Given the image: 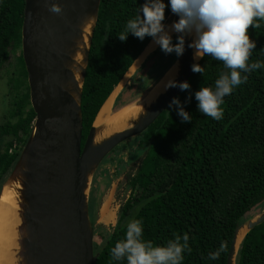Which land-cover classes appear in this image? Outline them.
Wrapping results in <instances>:
<instances>
[{"label": "trees", "instance_id": "obj_1", "mask_svg": "<svg viewBox=\"0 0 264 264\" xmlns=\"http://www.w3.org/2000/svg\"><path fill=\"white\" fill-rule=\"evenodd\" d=\"M144 3L101 0L82 97L83 144L102 105L152 39L140 40L129 33L121 41L117 36L129 19L142 15ZM164 3L165 24L172 11L170 0ZM24 7L25 0H0V70L8 69L17 52L14 69L8 71V115L0 122V189L36 118L21 49ZM255 23L260 27L248 30L256 42L249 64L264 63V20ZM172 40L178 42V36ZM176 56L164 53L162 74ZM199 64L204 73H194L188 81L190 89L177 96L191 122H182L177 109L168 108L145 132L114 150L127 144L136 146L137 159L125 178L130 193L120 207L116 225L102 244L95 242L96 264H127L126 258L114 260L111 249L125 239L132 220L141 221L142 239L154 246H164L176 235L187 233L191 252L185 250L182 264H227L236 228L252 211L264 210V68L242 73L248 76L247 82L224 97L223 117L215 120L199 112L195 92L201 86L214 88L220 72L227 69L211 56H204ZM97 185L93 178L91 219H95ZM217 250L219 258L210 260L209 253ZM236 264H264V222L246 235Z\"/></svg>", "mask_w": 264, "mask_h": 264}, {"label": "water", "instance_id": "obj_2", "mask_svg": "<svg viewBox=\"0 0 264 264\" xmlns=\"http://www.w3.org/2000/svg\"><path fill=\"white\" fill-rule=\"evenodd\" d=\"M60 3V15L49 11ZM101 0H25L21 49L28 74L31 107L36 114L32 131L9 178L0 189L19 184L20 249L18 264H96L94 226L89 197L96 170L117 147L145 132L182 91L165 89L145 105L137 119L120 131L97 140L95 121L114 92L115 103L130 79L160 49L153 38L102 105L83 144V89ZM171 13L165 26L178 21ZM172 39L181 34L173 32ZM172 65L173 81H189L192 65L200 63L188 47ZM177 42V41H176ZM151 66L147 64V69ZM155 84V85H156ZM146 93L136 103L143 102ZM235 231L227 264H236L246 235L264 222V210H254ZM240 240V241H239Z\"/></svg>", "mask_w": 264, "mask_h": 264}, {"label": "clouds", "instance_id": "obj_3", "mask_svg": "<svg viewBox=\"0 0 264 264\" xmlns=\"http://www.w3.org/2000/svg\"><path fill=\"white\" fill-rule=\"evenodd\" d=\"M171 11L179 16V20L166 28V4L164 0H145L140 13L129 19L122 32L117 34L121 41L128 39L129 33L143 40L152 37L154 44L160 46L165 54L176 53L182 56L185 52V37L194 35L188 47L195 49V56H211L222 62L227 71H222L215 81V87H204L195 92L200 113L215 120L223 117L221 105L224 97L230 95L234 88L247 82L253 70L264 68V63L255 61L249 64L252 50L256 42L248 35L250 27L259 28L256 20H264V0H170ZM49 11L60 15L63 12L60 3H51ZM176 32L178 42L172 43L170 32ZM194 73H204V68L195 63ZM179 87L181 91L189 90V82L169 81L166 89ZM191 95L188 97L190 102ZM169 108L177 109L182 122H191V116L185 110L178 97L170 101ZM141 221L128 223L125 239L118 241L111 249L114 260L126 258L127 264H182L185 250L191 252L187 233L181 237L176 235L164 246H154L151 241H144ZM220 250L210 252V260L218 259Z\"/></svg>", "mask_w": 264, "mask_h": 264}, {"label": "bare ground", "instance_id": "obj_4", "mask_svg": "<svg viewBox=\"0 0 264 264\" xmlns=\"http://www.w3.org/2000/svg\"><path fill=\"white\" fill-rule=\"evenodd\" d=\"M169 26H166V28ZM173 32H170V34ZM191 36L194 37V35ZM200 58L199 56L196 57L197 60ZM176 74L177 68H171L159 83L150 89V93L143 102H132L117 110L113 109L116 93L114 92L101 109L95 121V126L98 129L97 140L103 139L113 131H120L129 127L137 119L142 108L154 101L158 94L166 89L167 83L173 81ZM19 187V184L7 186L0 201V264H18L19 262V224L21 220L19 215L21 200L18 192Z\"/></svg>", "mask_w": 264, "mask_h": 264}, {"label": "rangeland", "instance_id": "obj_5", "mask_svg": "<svg viewBox=\"0 0 264 264\" xmlns=\"http://www.w3.org/2000/svg\"><path fill=\"white\" fill-rule=\"evenodd\" d=\"M16 57H17V52L14 53L12 57V64L8 63V65L6 66L8 67V69L6 68V69L0 70V122H5L7 119V115H8V109H9V103H10L9 78L11 77V75L8 74V71L9 70L12 71L14 69V66L16 63ZM171 62L172 63L174 62L173 59ZM135 151H136V146L134 148H131V146H129L128 144L123 145V147H121L120 149H117L116 152L112 153L108 157V159L105 162H103L100 168L97 169V171H95L96 173L98 172L100 176L103 175V178H106L109 180V182H111L110 187L106 189L104 192L102 203L104 201L108 203L109 212H111L114 217L112 218L113 223H107L109 221L103 218L101 209H99L98 222L103 225V226L101 225L103 235H106L110 231L111 227L113 226L115 222V218H116L115 216H116V212L119 207V204L121 203V201L126 199L129 194V192L125 188L123 179L127 171L135 165V161H136L135 159H137ZM133 155H135L136 157H134V159L131 160Z\"/></svg>", "mask_w": 264, "mask_h": 264}, {"label": "flooded vegetation", "instance_id": "obj_6", "mask_svg": "<svg viewBox=\"0 0 264 264\" xmlns=\"http://www.w3.org/2000/svg\"><path fill=\"white\" fill-rule=\"evenodd\" d=\"M173 44H176L177 42H175L174 40H172ZM159 53V55H157ZM158 53H156L154 56H152L145 65H143V67L133 76V78L131 79L130 83L126 86L125 90L123 91L122 95L120 96L119 100L116 101L117 103H115V107L114 109H119L120 107L130 104L132 102L137 101L141 96L145 95L146 93L149 92V90L157 83V81L161 78L162 74V67L164 65V60L163 55L164 52L162 50H160ZM175 53V52H173ZM172 54V53H171ZM150 63L151 66L147 69V64ZM116 151L111 152L105 159L103 162H105L108 157L114 153ZM103 162L101 163V165L103 164ZM100 165V166H101ZM99 166V168H100ZM98 168V169H99ZM133 168V167H132ZM132 168L129 169L127 171V173L124 176L123 182L125 185L126 190L130 193V190L127 188V183L125 182V178L126 176L132 171ZM97 171V170H96ZM96 181H98V185L96 188V201H97V206L95 207V209L93 210L94 214H95V219H91L93 226H94V249H95V244L97 243L98 245L102 244L105 240V238L107 237L106 235H103V231L101 229V223L98 222V215H99V209L102 210L104 204L106 201H104L102 203V199L104 197V192L106 189H108L111 185V182L109 183V185H106V182L109 180L106 178H103V175H99L98 172L95 174ZM105 186V188H104ZM104 190H103V189ZM102 190V191H101ZM129 197V194L127 196V198ZM126 198V199H127ZM126 199H124L123 201H121V203L119 204V207L117 209L116 212V218H115V222L113 224L112 227H114V225H116L117 219H118V214H119V210L121 205L126 201ZM101 207V208H100ZM89 213H90V217L92 216V207L90 204V198H89ZM114 217V216H113ZM113 220L110 221V223ZM103 226V225H102ZM106 226V225H104ZM112 227L110 229V231L112 230ZM102 241V242H101ZM96 242V243H95Z\"/></svg>", "mask_w": 264, "mask_h": 264}, {"label": "crops", "instance_id": "obj_7", "mask_svg": "<svg viewBox=\"0 0 264 264\" xmlns=\"http://www.w3.org/2000/svg\"><path fill=\"white\" fill-rule=\"evenodd\" d=\"M160 50H161V48H160L158 51H155L152 55H150V56L146 59V61L141 65V67L139 68V70L143 67V65H145V64L147 63V61H148L152 56L155 55V53L159 52ZM139 70H137V72H138ZM101 213H102V215H103V218L106 219L107 221H109V222H107V223H110V221L113 220V219H112V218H113V214H112L111 212H109V205H108L107 202H105V204H104V206H103V208H102V210H101Z\"/></svg>", "mask_w": 264, "mask_h": 264}]
</instances>
